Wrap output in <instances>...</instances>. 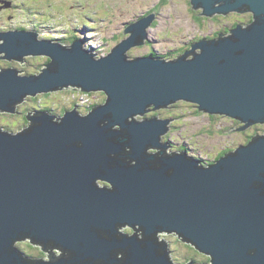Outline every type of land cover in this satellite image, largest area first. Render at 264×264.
Wrapping results in <instances>:
<instances>
[{
	"label": "water",
	"instance_id": "1",
	"mask_svg": "<svg viewBox=\"0 0 264 264\" xmlns=\"http://www.w3.org/2000/svg\"><path fill=\"white\" fill-rule=\"evenodd\" d=\"M189 1L199 17L252 21L172 61L128 55L155 13L100 58L83 40L0 31V60L50 61L38 76L0 71V113L66 90L106 96L89 113L37 110L21 131L0 127V264H175L165 234L211 258L186 264H264V135L206 166L169 152L173 120L137 119L182 101L240 131L264 125V0Z\"/></svg>",
	"mask_w": 264,
	"mask_h": 264
},
{
	"label": "rangeland",
	"instance_id": "2",
	"mask_svg": "<svg viewBox=\"0 0 264 264\" xmlns=\"http://www.w3.org/2000/svg\"><path fill=\"white\" fill-rule=\"evenodd\" d=\"M7 2L12 6L8 7ZM0 6L3 8L0 11L1 31L22 30L19 26H23L31 28L26 30L37 32L39 40L48 37L61 42L66 38H77L83 40L84 48L93 51L98 55L97 58L108 55L113 47L132 35L123 36V33L153 11L156 12V18L154 24L146 29L148 40L144 46L133 47L128 52L130 58L152 54L166 61L177 60L184 54L180 51L191 48L195 36L203 34L210 39L217 34L216 31L224 30V24L232 26L252 21L251 13H230L225 18L215 15L214 18L200 17L195 20L200 11L192 10L189 0H7ZM2 56L4 54L0 58ZM23 60L24 63L0 60V71H5L7 65L10 69L23 71L18 75L25 77L38 76L40 69L46 68V57L29 56ZM105 99L104 93L85 95L79 90H66L37 98L30 96L18 112L0 113V127L18 132L28 127L26 116L31 112L42 110L59 114L63 109L65 112L76 107L80 114H85L89 113V106L101 105ZM155 116H159L158 112L150 111L137 119ZM159 117L173 120L169 125L170 132L162 139L170 146L169 152H181L184 149L190 156L201 159L206 166L222 152L236 150L251 142L253 137L264 135V125H254L244 132L234 129L224 133V129L229 130L233 126L232 119H211L206 113H198L194 104L182 101L172 108L161 110ZM161 242L168 244L175 264H186L193 256L199 263L208 262V256L196 254L193 247L177 235L165 234Z\"/></svg>",
	"mask_w": 264,
	"mask_h": 264
},
{
	"label": "flooded vegetation",
	"instance_id": "3",
	"mask_svg": "<svg viewBox=\"0 0 264 264\" xmlns=\"http://www.w3.org/2000/svg\"><path fill=\"white\" fill-rule=\"evenodd\" d=\"M3 1H7V0H0V4L3 2ZM4 7V6H3ZM0 8H1V10H3V8H2V6H0ZM0 10V11H1ZM233 14V13H232ZM228 15H230V14H228ZM228 15H217L218 17H227ZM197 17V16H196ZM216 17V16H215ZM200 17H197L195 20H198ZM204 18H206V17H204ZM214 18V17H213ZM226 27H224V30H218V31H216L215 33H218V32H220V33H224V34H226V33H228L229 32V30L230 29H232L233 27H234V25L235 24H233L232 26H230V24L229 25H226V24H224ZM230 27V28H229ZM19 28L20 29H31V28H29V27H23V26H19ZM9 29H15V28H9ZM229 29V30H228ZM1 31V30H0ZM78 38H79V36L78 35H76ZM123 36H124V33H123ZM216 36H217V34H216ZM214 37V36H213ZM203 38H208V37H206V36H203V34L202 35H198V36H195L194 37V40H200V39H203ZM77 38H66V39H63V40H61V42L62 43H64V44H66V45H70V44H72V42L74 41V40H76ZM209 39V38H208ZM45 40H49V38L48 37H46V39ZM186 51V50H185ZM185 51H183V52H185ZM182 51H180L179 53H181ZM179 53H177L176 55H178ZM179 55H181V54H179ZM50 61H49V59L47 58V63H49ZM6 67H8L7 69H9L10 67L9 66H7L6 65ZM42 69V68H41ZM40 69V70H41ZM83 94H86V93H83ZM37 100V99H36ZM176 105V104H175ZM175 105H172V106H170L169 108H172L173 106H175ZM93 106V105H92ZM87 107H88V105H87ZM89 108L91 109V106H89ZM168 108V109H169ZM72 110V109H71ZM162 110H164V109H162ZM63 111H64V109H63ZM159 113H161V110L160 111H158ZM56 114H57V112H56ZM160 116V115H159ZM211 119H218L219 121L220 120H223L224 118H228V117H222V116H209ZM160 119H164V118H160ZM165 119H170V118H165ZM231 119V118H230ZM172 120V119H171ZM231 122H232V125L234 126H231V128L229 129V130H223V132L224 133H227V132H229V131H232V130H234V129H237L238 130V128H240V127H242L243 126V124H239V122L237 121V120H234V119H232V120H230ZM173 122V121H172ZM237 126V127H236ZM170 128H171V126H169ZM241 132H244V131H241ZM182 150V152H184V153H186L189 157H193V156H190L189 154H188V152L186 151V150H184V149H181ZM232 151H234V150H226L225 152H226V154L227 153H229V152H232ZM221 155V154H220ZM218 156L217 158H216V160H214L212 163H210L209 165H211V164H213L215 161H217L218 159H220L222 156ZM225 155V154H224ZM193 159H196V160H198V161H200L201 163H203L202 162V160L201 159H197L196 157H193ZM204 164V163H203ZM207 164V163H206ZM100 186L102 187V186H109L107 183H101L100 182Z\"/></svg>",
	"mask_w": 264,
	"mask_h": 264
},
{
	"label": "bare ground",
	"instance_id": "4",
	"mask_svg": "<svg viewBox=\"0 0 264 264\" xmlns=\"http://www.w3.org/2000/svg\"><path fill=\"white\" fill-rule=\"evenodd\" d=\"M3 2H4V1H3ZM152 13H155V14H156L155 11L151 12V14H152ZM126 30H128V29L126 28L125 31H126ZM228 30H229V29H228ZM218 34H219V33H217V35H218ZM215 37H217V36L215 35L214 37H211L210 39L215 38ZM200 40H201V39H200ZM200 40H195V42H194L193 44H191V46H190L191 48L188 49V50H186V51H189V52H190V50L192 49V46H193L194 44H196L197 42H199ZM48 41H49V40H48ZM186 51H185V52H186ZM200 52H201L200 49L195 50V53H200ZM148 56H150V55H148ZM191 57H192V56H191ZM48 59H49V58H48ZM42 69H43V68H42ZM42 69H41V70H42ZM90 94H92V93H90ZM47 95H48V94H47ZM85 95H89V93H86ZM158 111H160V110H158ZM158 111H156V112H158ZM154 112H155V111H154ZM79 113H80V112H79ZM146 116H147V115H146ZM217 116H219V115H217ZM222 117H223V116H222ZM250 128H251V127H250ZM245 145H247V144H244V146H245ZM241 146H243V145H241ZM238 148H239V147H238ZM238 148H237V149H238ZM169 149H170V146H169ZM237 149H236V150H237ZM234 151H235V150H234ZM234 151H232V152H234ZM170 153H174V151H170ZM229 153H230V152H229ZM185 154H186V153H185ZM186 155H187V154H186ZM192 159H193V158H192ZM194 160H196V159H194ZM199 162H200V161H199ZM209 260L211 261V258H210V257H209Z\"/></svg>",
	"mask_w": 264,
	"mask_h": 264
},
{
	"label": "trees",
	"instance_id": "5",
	"mask_svg": "<svg viewBox=\"0 0 264 264\" xmlns=\"http://www.w3.org/2000/svg\"><path fill=\"white\" fill-rule=\"evenodd\" d=\"M236 25H237V23H235L234 26H236ZM182 52H183V51H182ZM149 55H151V54H149ZM169 56H171V55H169ZM169 58H170V57H169ZM185 103H186V102H185ZM176 105H177V104H176ZM93 106H95V105H93ZM93 106H92V107H93ZM195 107H196V106H195ZM196 110H197V107H196ZM63 112H64V111H63ZM63 112H62V113H63ZM197 112H198V113H201V112H199L198 110H197ZM158 115H160L159 112H158ZM209 116H210V115H209ZM247 144H248V143H247ZM224 154H226V152H222L220 156H223ZM108 185H109V184H108ZM128 229H129V231H130L131 233H133V230H132L131 228H128ZM189 246L192 247L191 245H189ZM188 248H189V247H188ZM189 249H190V248H189ZM193 249H194V251L196 252V254L199 253L198 251H196L195 248H193ZM199 254H200V253H199ZM193 257H194L193 259H192V258L189 259V262L192 261V262H195V263H199V261H198L197 259H195V256H193ZM207 258H208V257H207ZM207 260H208L207 263H209V261H210L209 258H208Z\"/></svg>",
	"mask_w": 264,
	"mask_h": 264
},
{
	"label": "clouds",
	"instance_id": "6",
	"mask_svg": "<svg viewBox=\"0 0 264 264\" xmlns=\"http://www.w3.org/2000/svg\"><path fill=\"white\" fill-rule=\"evenodd\" d=\"M249 22H250V21H249ZM249 22H248V23H249ZM248 23H247V24H248ZM237 24H239V23H237ZM241 24H243V23H241ZM234 27H235V26H234ZM234 27H233V28H234ZM226 34H228V33H226ZM207 39H208V38H207ZM36 98H37V97H36ZM208 166H209V165H208ZM202 263H204V262H202Z\"/></svg>",
	"mask_w": 264,
	"mask_h": 264
}]
</instances>
